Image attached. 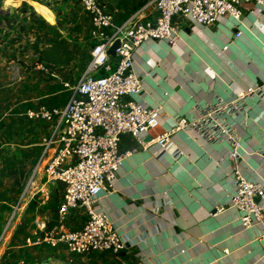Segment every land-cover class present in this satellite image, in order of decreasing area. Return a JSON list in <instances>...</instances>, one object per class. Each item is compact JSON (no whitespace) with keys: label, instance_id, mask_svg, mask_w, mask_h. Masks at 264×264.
Listing matches in <instances>:
<instances>
[{"label":"crops","instance_id":"1","mask_svg":"<svg viewBox=\"0 0 264 264\" xmlns=\"http://www.w3.org/2000/svg\"><path fill=\"white\" fill-rule=\"evenodd\" d=\"M9 1H4V10H9L5 5ZM154 1L108 0V8L115 15V25L121 26L149 19ZM16 2L20 3L16 12L10 11L16 24L0 30V91L7 88L4 63L12 57L2 56L8 55L13 44L8 41L10 33L18 35L15 46H23L20 60L25 58L26 51L30 54V67L37 51L47 44L42 45L38 39L31 41L27 36L18 41L22 39L19 27H25L23 23L28 20L22 18L30 17L27 12L32 9L31 26H38V11L50 22L55 20L50 10V15L45 14L44 6L36 8L37 0ZM241 11L239 21L224 16L210 26H198L178 15L173 23L181 31L173 47L152 41L136 50L134 72L143 80V90L139 96L124 100L162 108L161 125L147 137L150 142L175 127L178 118H197L199 109L218 103L219 98L227 100L250 85L264 83V11L254 4L242 5ZM43 23L40 39L46 41L52 38L46 35L54 26ZM88 25L90 29L89 19ZM238 32H242L240 38L235 37ZM17 53L15 50L16 56ZM40 69L37 66L30 70ZM247 105L249 114L245 120L241 116L229 118L241 143L234 159L229 158L233 149L229 140L212 144L192 128L173 134L172 146L162 153L153 150L152 145L140 144L129 133L121 135L119 152L130 155L119 169L113 187L104 190L99 201L126 248L119 256L93 253L82 260L86 264H138L142 259L147 264H264L260 242L264 226L245 229L239 211L232 205L235 170L250 181L264 184V99L253 96ZM19 116L25 117L19 119L26 124L25 135L31 141H40L23 142L20 152L38 150L40 159L43 141L49 135L48 125L43 123L45 129L32 128L30 123L41 122L28 120L26 113ZM33 171L25 187L33 178ZM34 180L25 202L41 200L45 209L41 225L48 226L58 214L64 185L48 183L43 172H38ZM84 223L82 215H75L68 228L78 229Z\"/></svg>","mask_w":264,"mask_h":264},{"label":"built area","instance_id":"2","mask_svg":"<svg viewBox=\"0 0 264 264\" xmlns=\"http://www.w3.org/2000/svg\"><path fill=\"white\" fill-rule=\"evenodd\" d=\"M90 21L92 44L89 64L77 84L70 88L65 105L49 108L38 106L26 112V118L49 125V135L42 144L40 160L33 178L22 194L34 185L38 172L48 183L64 185V195L58 207L59 224L39 227V237L28 238V246L43 244L70 255L87 257L93 253L119 256L126 248L122 237L112 228L111 218L100 204V194L113 187L117 173L129 153L119 152L120 137L129 133L142 145L152 131L161 125L162 108L149 107L136 100L143 90V80L134 72V54L148 42H165L173 47L180 29L173 23L183 15L198 26H210L221 17L239 21L241 6L254 4L264 11V0H155L149 19L115 25V15L108 8V0H81ZM242 32L236 33L240 38ZM119 41L116 57L108 51ZM105 72L107 75L99 77ZM253 96L264 99V83H255L246 90L218 99L214 105L199 109L197 118H178L175 127L156 140L147 143L158 153L172 146L171 136L177 131L192 128L212 144L229 140L233 149L229 158L238 156L237 141L229 118L249 114L247 100ZM236 193L232 205L240 213L242 226L248 229L264 226V184L250 181L235 170ZM165 196V195H164ZM170 203V202H169ZM82 215L81 228L69 229L75 215ZM260 242L264 252V231ZM52 264V263H51ZM138 264H147L142 259Z\"/></svg>","mask_w":264,"mask_h":264},{"label":"rangeland","instance_id":"3","mask_svg":"<svg viewBox=\"0 0 264 264\" xmlns=\"http://www.w3.org/2000/svg\"><path fill=\"white\" fill-rule=\"evenodd\" d=\"M5 5L9 7V11L14 13L17 9L15 7H18L20 3L10 0ZM39 5L47 8H43L46 15H50L51 11L55 19L54 23L50 22L49 18L37 9L35 19L38 26H31L30 20L34 14L31 13L32 9H29L27 13L30 17L22 18L28 20L23 23L26 25L25 27L23 25L19 27L18 32L21 33L22 39L18 41L26 40L25 36H27L31 38V41L36 42L38 39L42 45L48 44L53 38H46V41L40 39L42 38L40 33L43 32L40 31L42 26L38 24L40 19V21L54 26V30H48L46 36H62L73 41L76 61L52 81H47L38 73L39 70L29 69V64L32 61H30L28 51L24 53L25 58L20 60V57L23 56L21 54L23 46L20 45L17 48L15 45L18 42H15V37L18 35L10 33L8 41H13V44L7 50L9 56H2L3 59L12 58L7 60V64L4 63L6 66V69L3 70L6 75L4 82L7 88L0 91V105L3 106L0 107V120L2 121L0 123V164L3 156L12 151L17 150V154L20 155L23 142L25 144L40 142L39 139L31 141L25 135L23 127L26 124L24 125L19 120L25 119V117H20L19 114L42 105L53 108L61 107L67 103L70 88L66 85L73 87L77 84L90 60L92 45L88 36V18L84 13L81 0H37L36 8ZM13 36L14 38H12ZM15 50L18 52L17 56ZM0 74L2 75V71ZM4 100L5 104L3 105ZM13 116L15 119L18 118L17 122L14 121ZM30 126L46 128L43 123H30ZM13 186V180L3 175L0 167V230H2L0 233V264H26L27 262L32 264H86V261L82 260L83 257L70 255L61 250L48 249L45 247L46 244L36 247L28 246V238L34 240L39 237V225L42 223L41 218L45 210L44 204H40L41 200L37 198L26 202L21 201L26 187L20 191Z\"/></svg>","mask_w":264,"mask_h":264},{"label":"trees","instance_id":"4","mask_svg":"<svg viewBox=\"0 0 264 264\" xmlns=\"http://www.w3.org/2000/svg\"><path fill=\"white\" fill-rule=\"evenodd\" d=\"M4 1L6 0H0V30L7 26H13L16 22L13 14L9 10L3 9ZM39 24L41 26L45 25V23L41 21H39ZM52 38L53 39H51L46 46H43L37 51L36 60L33 62L32 66L29 67L30 69H34L37 66H41L38 73L47 81H52L53 78L66 71L76 61L74 43L71 39L60 36ZM105 75L107 74L103 71L98 74L99 77ZM39 160L38 150L23 151L20 155L12 152L3 156L0 167L3 175L8 178L10 177L13 180V187L21 191L25 188L28 177H30ZM58 221L59 217L57 214L55 221L50 225L48 224V227L53 228L57 226L59 224ZM1 231L2 230H0V233ZM45 247L56 250L49 245H45ZM27 261H29V258H27ZM26 264L32 263L27 262Z\"/></svg>","mask_w":264,"mask_h":264},{"label":"water","instance_id":"5","mask_svg":"<svg viewBox=\"0 0 264 264\" xmlns=\"http://www.w3.org/2000/svg\"><path fill=\"white\" fill-rule=\"evenodd\" d=\"M119 46H120V42L117 41L115 45L108 51L109 56H111L112 58H115L116 50L119 48ZM150 140H151L150 138H146L145 143H149Z\"/></svg>","mask_w":264,"mask_h":264}]
</instances>
